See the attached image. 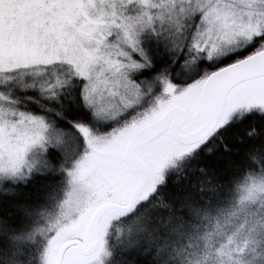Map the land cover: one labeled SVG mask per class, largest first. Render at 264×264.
Returning a JSON list of instances; mask_svg holds the SVG:
<instances>
[{
    "label": "snow or ice",
    "instance_id": "obj_1",
    "mask_svg": "<svg viewBox=\"0 0 264 264\" xmlns=\"http://www.w3.org/2000/svg\"><path fill=\"white\" fill-rule=\"evenodd\" d=\"M0 264H264V0H0Z\"/></svg>",
    "mask_w": 264,
    "mask_h": 264
}]
</instances>
